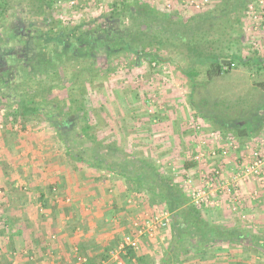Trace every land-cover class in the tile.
Segmentation results:
<instances>
[{"label": "rangeland", "instance_id": "obj_1", "mask_svg": "<svg viewBox=\"0 0 264 264\" xmlns=\"http://www.w3.org/2000/svg\"><path fill=\"white\" fill-rule=\"evenodd\" d=\"M54 1L53 17L59 19L63 25H72L80 20L94 19L102 13H109L115 3L117 6L130 5L136 0ZM138 1L149 4L159 13L189 19L198 13L213 10L221 0H206L203 7L198 10L188 7L182 0ZM254 1L255 3L253 2L249 7L253 8L257 5L259 10L262 9V11L257 12L258 20L264 22V0ZM71 2H73L72 5H70ZM249 11L251 13V10ZM255 24L247 14L242 20L240 30L243 31V38L239 48L243 56L255 57V53L259 56L264 55V28L258 29L261 32L254 31ZM230 28L228 24L218 19L213 32L218 36L231 35L233 31ZM255 32L257 35L254 34ZM252 34L257 39V46H253L255 39L250 38L253 36ZM226 47L224 46L223 49ZM176 52L172 47H164L159 52V56L163 59L168 58L171 62L185 68L186 62ZM221 53L223 56H227L233 52L231 49L229 51L227 49ZM134 58L136 57L130 55H116V61L99 62L97 66H94L97 71L94 70L88 76L84 74L78 77L77 83L75 81L70 85L69 92L70 90L74 91L72 95L77 97L79 91L78 101L84 106L83 117L87 118L92 133L97 139L114 144L118 150L133 155L135 159L154 163L163 175L181 185L184 180L190 178L193 184L198 186L200 178L196 169L184 171V161L189 160V155L194 154L197 150L204 152L205 156L207 155L210 151L209 148L213 145L209 133L218 134L225 141H229V138L214 131L206 122L196 117L188 98L189 81L179 74L172 63L155 61L153 64H147L141 61L135 66L133 63L136 59L134 60ZM118 59L119 62L121 61L120 64H117ZM108 64H110V69L106 71L105 67ZM203 80L204 76L202 72H199L198 81ZM256 81H264V66L259 74L256 73L253 66L250 68L237 66L228 75L215 80L209 89L212 92L211 95L218 98L216 102L218 109L234 110L236 107L237 109L240 107L243 110L244 107L241 104L253 101L260 93V89L254 84ZM76 86L78 88L74 90ZM66 96L64 99L71 97L69 94ZM196 96L197 93L192 98V102L195 104L199 103ZM79 103H70L74 112L79 109ZM231 105H233L232 108ZM223 113L225 114V112ZM225 115L216 117V119H226ZM190 125H197L200 129L193 131L194 129H191ZM58 136L57 131L40 122V120L22 121L20 119L11 125L0 120V234L7 232L5 225L1 222L5 218L16 216L14 218L20 219L23 216L27 223L30 222L29 226L24 224L28 227L25 231L20 229V235L24 238L21 240V244L19 240L16 244L15 242L11 244L15 249H12L14 253L19 250L18 253H15L17 259L11 257L13 252L6 253L9 247L6 245L5 239L1 240L0 238V264H12L13 262L16 264H36L38 261L39 264H46L47 256H44L43 248L42 250L34 248V245L40 246V244L27 241L29 234L27 229L33 230L30 235L36 234V223L42 222L44 218L42 213H35L37 206L40 205L37 199L40 186H53L57 190H55L56 193H59L58 190L61 189L60 186L63 183L53 180L54 183L51 181L50 183H53L51 185L46 182L49 177H53L57 172L64 173L65 182L75 180L82 183L79 187L73 185V189L77 188L79 192L74 189V194H72L73 189H71L72 195L70 197L66 196L68 194L65 195L66 198L57 197L58 201H63L64 204L65 199L69 198V203L66 204L69 206L77 201L75 200L76 195L87 196L84 192L86 188L89 189L90 186H93L90 184L91 181L95 183L98 180V185L101 183L100 188L103 187L102 189L115 188L126 193L132 191L131 183L119 176H112L104 171H95L87 166L76 165L65 154V148ZM232 141L234 147L227 150L225 156L214 159L209 156L205 159L207 166L202 167L205 175L211 169L212 171L219 169L218 167L222 172V178L239 172V167L247 162L248 151L257 148L256 144H260V141L264 142V124L254 137L246 140L234 138ZM202 142L204 145L201 144ZM247 146L248 149H244ZM242 154L244 157L240 158L239 156ZM49 164L52 168L46 172V167ZM234 189L237 192L236 195L232 192V194H228L226 191H221L210 196L216 205L203 208L206 221L211 226L236 231L237 235H242L245 242L254 237L264 239V177L262 183L256 179L236 181ZM102 193L105 195L104 190L98 191L100 196ZM132 197H127L128 205L139 202V206L146 207L145 209H149L151 205L163 209L158 200L150 199L142 193L139 194L137 200ZM80 198L83 204H87L85 203L86 199H83L82 196ZM99 199L101 200V198ZM21 202L26 207L25 213L19 209ZM78 202L80 203V200ZM31 223L33 224L31 225ZM169 228L170 226L158 231L153 237L154 243H158L156 253L158 252L160 255H164V251L166 252L168 248V245L165 244L164 232L169 234ZM31 248L34 255L27 256L26 253L20 251ZM114 249L111 248L110 251ZM204 250L203 256L189 250L187 254L181 257V260L184 259L182 264H264V256L236 243L215 244ZM4 254H7L9 259ZM65 254L69 256V261L62 263L73 264L71 257L76 258L78 252L75 256L70 253V249H67ZM156 258L158 259L159 255ZM53 262L55 261L53 260Z\"/></svg>", "mask_w": 264, "mask_h": 264}, {"label": "trees", "instance_id": "obj_2", "mask_svg": "<svg viewBox=\"0 0 264 264\" xmlns=\"http://www.w3.org/2000/svg\"><path fill=\"white\" fill-rule=\"evenodd\" d=\"M54 2V0H0V17L22 5L23 9L34 10L37 15L48 16ZM253 2L255 3L254 0H221L213 10L198 13L189 19L159 13L145 2L133 1L130 5L120 6L115 3L109 16L117 17L120 14L125 17L127 29L112 36L106 35V39L98 41L93 48L99 49L106 57L112 59L116 57L115 53L121 52L125 56L148 58L149 62L172 63L179 74L189 81L188 98L196 117L206 122L214 131L226 135L229 141L234 138L246 140L254 137L263 128L264 81L254 83L260 89V93L253 101L241 104L243 110L240 107L239 110L237 107L234 110L218 109L216 106L218 98L211 95L209 87L215 80L228 75L237 66L248 68L253 66L257 74L263 70L264 55L259 56L254 52L255 57L243 56L239 48L243 38V31L240 30L242 20L246 14L253 19L248 9ZM253 9L256 12L262 11L257 5L253 6ZM139 18L140 25H135L134 22ZM218 19L228 24L233 34L218 36L214 33ZM170 28L172 32L168 30ZM257 32L254 34L257 35ZM254 34L250 38L255 39ZM254 43H257V39ZM224 46L228 47L223 49ZM164 47L174 48L176 54L186 62L185 68L171 62L170 59L160 57L159 52ZM75 48L78 50L77 58L88 56H83L85 50ZM72 49L73 44L70 50H66L62 42H56L55 52H58L59 57L71 53ZM227 49L228 51L231 49L233 53L223 56L221 52ZM223 61L228 63L225 64ZM199 72L204 76L203 81H198ZM196 93L199 102L197 104L192 102ZM78 108L77 111H81V107ZM222 115H225L226 119H216ZM58 138L65 148V154L74 163L119 176L131 183L133 191L158 200L163 210L169 213L171 243L160 259V264H182L184 259L181 260V257L189 250L203 256L204 249L222 243L240 244L264 256V239L254 237L245 242L242 235H237L232 229L209 225L203 215V207L191 203L179 182L163 175L154 163L135 159L133 155L118 150L114 144L97 139L86 119H83V123L77 125L67 137L59 134ZM194 167L193 161L186 160L183 163L184 171ZM206 175L211 178L212 169ZM130 260H134L136 264H146L145 257H138L135 251L127 249L123 261L128 263ZM88 261L87 264H94L90 258Z\"/></svg>", "mask_w": 264, "mask_h": 264}, {"label": "flooded vegetation", "instance_id": "obj_3", "mask_svg": "<svg viewBox=\"0 0 264 264\" xmlns=\"http://www.w3.org/2000/svg\"><path fill=\"white\" fill-rule=\"evenodd\" d=\"M140 22L139 18L134 23L140 25ZM126 23L127 19L120 14L110 17L109 13H102L94 19L63 25L53 17L52 11L48 16H41L34 10L23 9V5L9 10L0 17V120L10 125L20 119L40 120L67 137L77 125L83 123V119L87 120L83 117L84 106L78 101L79 91L77 97L72 95L74 91L69 92L70 85L75 81L77 83L78 77L97 71L94 66L99 62L117 60L116 57H106L104 52L93 47L98 41L105 40L106 35L124 32ZM143 29L146 30L145 27ZM168 30L173 31L172 28ZM57 41L62 42L66 50H70L72 44L74 49L59 57L55 52ZM75 47L85 50L83 56H88L77 58L78 50ZM115 54L125 55L121 52ZM119 59L117 64L123 61V58L120 62ZM135 59V66L141 61L154 63L149 62L148 58ZM109 66L105 67L106 71L110 69ZM67 94L72 96L64 99ZM70 103H79L81 111L74 112ZM87 124L90 125L88 120Z\"/></svg>", "mask_w": 264, "mask_h": 264}, {"label": "crops", "instance_id": "obj_4", "mask_svg": "<svg viewBox=\"0 0 264 264\" xmlns=\"http://www.w3.org/2000/svg\"><path fill=\"white\" fill-rule=\"evenodd\" d=\"M50 168H52L50 164L47 165L46 172H48ZM63 177V172H57L53 177H49L50 180L48 178V181L46 180L47 183L53 180L56 182L59 181L61 184L63 183L62 186H60L61 189L58 190L59 193H56L57 190L53 186H40L37 197L40 205L37 206L35 213H42L44 218L42 222L36 223V234L30 235L33 230L27 229V232H29L27 241L29 243L40 244V246L34 245V248H40V250L43 248L42 252L45 257L47 256L46 264H63L62 262L69 261V256L65 254L67 249H70V253L75 256L78 252V255L86 257L87 261L90 258L92 262L94 261V264H117L116 261L109 256L110 249L117 247L123 235L132 232L131 225L135 219L142 218L145 214H150L152 212L151 208L153 205L149 209L139 206V202H136L134 205H128V201L126 202L127 197L133 196L132 198H136L137 200L139 193L133 190L126 193L115 188L109 190L102 189L103 187L100 188L101 183L98 185L99 181L97 180L95 183L91 181L90 184L93 186H90L89 189L86 188L84 192L87 195L86 197H83V194L76 195L75 200L77 201L69 206L64 204L63 201H58L57 197L61 198L62 196L66 198V194H68L66 195L67 197H70V195L74 194V189L79 192L77 188L73 189V185L79 187L82 183L75 180L65 182L66 180ZM88 184H86V186H88ZM71 189H73L72 194ZM101 189L104 190L105 195L103 193L101 196L98 194V191L102 192ZM81 196L88 201H85L87 204H83L80 198ZM99 198H101V200ZM102 198H104V200H102ZM79 200L80 203L78 202ZM25 208L24 203L21 202L19 209L22 210V213H25ZM14 217H8L1 221L5 225L7 232H1L0 238L1 240L5 239L6 245L9 247L6 253L9 254L13 252V246H11V244H14V242L16 244V242L19 241L21 244V240H24L20 235V231L22 229L25 231V229L28 228L27 226H29L28 224H30V222L27 223L26 218H23V216L20 219ZM49 221H52V223H49ZM24 224H27V226ZM32 224L33 223H31V225ZM165 233L167 232H164L166 238L165 244L169 246L171 243V235L170 232L169 234ZM154 242V238L149 239L142 237L140 239V247L135 251L138 257L146 258V264H159L160 259L163 257V255L158 254V252L156 253V246L158 243ZM32 250L31 248L26 250L22 249L20 251L30 256L31 254L34 255ZM18 251L19 250H16L15 253H18ZM15 253L13 254L14 257H11L17 259ZM78 255L76 258L74 257L75 260L71 255L73 264H77V257H80ZM158 255L159 258L157 259L156 257ZM4 256H6V258L9 257L7 254H4ZM123 257L124 256H120L121 264H136L134 260H130L128 263L123 261ZM30 259H32V257H30ZM53 260L55 262H53ZM39 263L38 261L36 264ZM12 264L16 263L13 262Z\"/></svg>", "mask_w": 264, "mask_h": 264}, {"label": "built area", "instance_id": "obj_5", "mask_svg": "<svg viewBox=\"0 0 264 264\" xmlns=\"http://www.w3.org/2000/svg\"><path fill=\"white\" fill-rule=\"evenodd\" d=\"M188 7L198 10L203 7L206 0H182ZM73 2L70 3L72 5ZM251 10V15L253 21L256 23L253 27L254 31H257L259 28H264V22L258 20V13L253 11L252 7H249ZM261 31V30H258ZM253 46H257L256 43H253ZM191 129L199 130V126L190 125ZM210 139L213 141V145L209 148L207 155L205 156L204 152L197 150L194 154L189 155V160L195 163L196 172L200 178V184L195 186L190 178L182 182L183 190L189 196L191 203L197 207H213L216 203L211 200L212 195L215 192L226 191L229 193H234L236 195V190L234 186L236 181H246L247 179H256L262 183L264 177V142L260 141V144H256L255 149L249 150V155L246 156V164L239 167V172L229 175V177L222 178V172L219 169L213 171L211 178H208L204 174L202 167H206L205 159L209 156L214 159L221 156H225L227 150H231L234 147L232 141L221 139L220 135L209 133ZM259 142V141H258ZM222 143V144H220ZM204 145V143H201ZM220 144V146H219ZM259 146V148H258ZM244 149H248V146ZM244 157L240 155L239 157ZM231 193V194H232ZM237 197V196H236ZM238 199V197H237ZM253 199V198H252ZM69 203V199H65V204ZM129 203V201H128ZM239 203V202H238ZM170 225V216L163 209H158L153 207L150 214H145L142 218L135 219L132 222L131 228L132 232L127 233L122 236V240L119 242L117 247L109 252V256L116 261L117 264H121L120 256H125L127 249L137 251L140 247V239L146 237L152 239L159 230L166 229ZM86 257H77V264H87Z\"/></svg>", "mask_w": 264, "mask_h": 264}, {"label": "water", "instance_id": "obj_6", "mask_svg": "<svg viewBox=\"0 0 264 264\" xmlns=\"http://www.w3.org/2000/svg\"><path fill=\"white\" fill-rule=\"evenodd\" d=\"M223 63H225V64H226V63H228V61H223Z\"/></svg>", "mask_w": 264, "mask_h": 264}]
</instances>
